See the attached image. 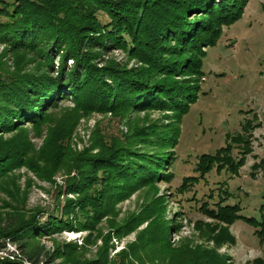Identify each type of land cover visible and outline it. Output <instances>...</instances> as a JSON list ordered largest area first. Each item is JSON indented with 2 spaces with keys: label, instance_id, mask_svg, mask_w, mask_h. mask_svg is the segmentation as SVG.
I'll list each match as a JSON object with an SVG mask.
<instances>
[{
  "label": "trees",
  "instance_id": "trees-1",
  "mask_svg": "<svg viewBox=\"0 0 264 264\" xmlns=\"http://www.w3.org/2000/svg\"><path fill=\"white\" fill-rule=\"evenodd\" d=\"M248 3L0 0V45L14 56L12 66L0 61V190L13 200L4 201L3 209L10 210L1 219L7 221L0 224V251L6 240L21 250V256L0 254V264L57 259L60 264H230L231 258L219 249L237 242L230 226L238 219L253 224L256 236L264 240V221L241 214L239 202L225 203L231 195L222 187L218 202L201 205L213 222L196 220L200 242L183 238L173 245L182 215L169 218L166 196L159 195V184L174 177V147L184 115L200 97L207 49L217 44L225 26L243 18ZM101 14L108 19L103 21ZM115 50H122L125 60H117ZM68 98L73 104L62 106ZM152 111L163 116L153 119ZM95 112L125 122L127 128L109 133L97 121L90 146L77 150L74 135L81 119ZM254 119L248 118L241 131L228 132L225 145L215 152L199 155V175L185 177L176 190L185 193L214 169L239 174L254 150L252 131L259 126ZM35 138H42L39 146ZM263 166L264 158L252 168ZM22 167L44 181L57 183L56 175L66 176L65 187L59 186L65 196L61 211L59 197L57 215L40 210L23 215L27 191H21L20 174L14 172ZM140 189L150 201L120 223L118 204ZM103 221L110 228L106 234ZM144 223L135 242L111 258L113 236L122 238ZM63 230H87L85 244L101 237L97 255L81 260L78 252L86 245L74 241L51 253L32 242ZM253 261L264 264L261 258Z\"/></svg>",
  "mask_w": 264,
  "mask_h": 264
},
{
  "label": "rangeland",
  "instance_id": "rangeland-1",
  "mask_svg": "<svg viewBox=\"0 0 264 264\" xmlns=\"http://www.w3.org/2000/svg\"><path fill=\"white\" fill-rule=\"evenodd\" d=\"M100 17L103 21L108 19V16L104 14H101ZM242 17L231 26H225L217 44L207 49L203 65L205 74L199 79L200 97L196 103H192L190 111L184 115L179 144L174 147L176 160L170 169L174 173V177L170 182L159 184V195L166 196L168 217L173 218L179 212L182 215L179 216L182 222L181 229L172 237L173 245H178L183 238H192L196 242H200L201 238L197 237L199 232L196 220L213 222L212 217L205 216L201 211V205L205 201L210 202L211 206L218 202L220 199L218 195L222 187L227 189L231 195L225 203L239 202L242 207L241 214L264 221V209H262L264 204V166L257 170L252 168L255 161L259 162L264 158V0H249ZM3 52H6V55L1 57ZM112 54L117 60H125L126 55L122 50H115ZM0 61L4 62L3 65H13L14 56L5 50L4 45H0ZM129 63L132 66L134 61ZM72 104L73 101L69 98L62 102V106ZM144 115L142 113L140 116ZM254 115L257 116V119H254ZM161 116H163L161 112H151L153 119H161ZM248 118L254 119V123H258L259 126L252 131L253 153L249 154L246 165L241 168L239 174L235 175L225 171L218 173L214 169L208 172L199 183H195L192 189L185 193L178 192L176 189L181 186L185 177L199 175L195 170L199 155L215 152L222 145L224 146L226 134L241 131L242 124ZM97 121L102 122V126L109 133L127 128L125 122L121 123L112 120L109 115L105 117L95 112L87 118L82 117L74 135V148L83 150L84 147L90 146L92 129ZM163 121L165 123L167 119L165 118ZM33 140L38 146L42 142V138ZM14 172L20 174L21 191H27L26 204L22 210L24 216H29L31 211L39 210L43 213L45 211V213L57 215L59 212L57 202L59 203L60 200V204H62L60 211L62 210L65 195L59 193L62 189L59 186L65 187L66 176L56 175L54 179L57 180V183H55V181L39 179L27 167H22ZM29 177L32 178V182L30 181L28 185ZM169 189L173 193L170 197L168 196ZM195 192L197 198L194 200L192 198ZM210 192L213 193V198L210 197ZM149 199L150 196H147V192L140 189L130 198L121 201L118 204V221L123 224L131 214L140 213L146 203L150 201ZM4 201L13 202L0 190V207H2L0 220L6 217V210H10L7 207L6 210L3 209ZM6 221L3 219L0 224L1 222L4 224ZM145 226L146 223L141 224L137 230L122 238L113 236L111 242L115 246L110 251V257H115L118 251L126 249L128 242H135L138 231ZM100 227L105 234L110 230L105 221L100 223ZM255 228L253 224H249L243 219H238L230 226L237 242L235 244L225 243L219 249L221 254L226 253L231 258L230 264H256L253 261L256 258H261L264 262V240L260 241L256 236ZM86 235L87 230H63L52 236L45 235L32 239V242L44 246L51 253L59 244L72 241L77 242L80 246L85 244ZM0 241L4 240L0 239ZM101 243V237L96 238L94 242L86 243V250H79L78 258L86 261L95 257ZM4 244L5 247L0 251L1 255L6 256L13 252L21 256V250L17 244L11 240H6ZM43 259L44 257H40V260L44 262ZM60 260L57 259L49 264H60Z\"/></svg>",
  "mask_w": 264,
  "mask_h": 264
}]
</instances>
